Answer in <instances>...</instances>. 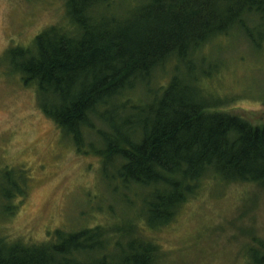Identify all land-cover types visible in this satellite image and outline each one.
Wrapping results in <instances>:
<instances>
[{
  "label": "trees",
  "instance_id": "16d2710c",
  "mask_svg": "<svg viewBox=\"0 0 264 264\" xmlns=\"http://www.w3.org/2000/svg\"><path fill=\"white\" fill-rule=\"evenodd\" d=\"M62 1L68 26L10 48V66L78 151L101 157L106 180L138 198V213L112 233L97 227L58 232L42 246L0 243V264H161L159 245L139 237L141 224L171 223L208 177L264 188V123L218 110L200 69L201 50L216 38L241 31L259 46L252 27L264 28V0ZM159 71L168 78L157 87ZM23 179L22 188L12 183L18 196ZM13 191L0 196L15 199ZM261 248L247 250L250 264H264Z\"/></svg>",
  "mask_w": 264,
  "mask_h": 264
},
{
  "label": "rangeland",
  "instance_id": "374dc122",
  "mask_svg": "<svg viewBox=\"0 0 264 264\" xmlns=\"http://www.w3.org/2000/svg\"><path fill=\"white\" fill-rule=\"evenodd\" d=\"M68 23L62 0H0V195L12 193V183L22 188L24 178L14 202L0 196V243L42 246L58 232L97 227L112 233L137 217L138 198L106 180L101 157L78 151L10 66V48H29L43 31ZM252 29L258 47L241 31L216 38L201 50L200 69L210 102L255 127L264 123V28ZM167 74L156 73L157 87ZM140 227V238L159 245L161 264H250L247 250H264V188L208 177L171 223Z\"/></svg>",
  "mask_w": 264,
  "mask_h": 264
}]
</instances>
